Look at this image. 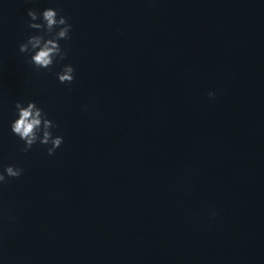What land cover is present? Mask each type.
I'll return each instance as SVG.
<instances>
[{
	"label": "clouds",
	"instance_id": "1",
	"mask_svg": "<svg viewBox=\"0 0 264 264\" xmlns=\"http://www.w3.org/2000/svg\"><path fill=\"white\" fill-rule=\"evenodd\" d=\"M30 18L28 27L36 30L29 35L23 43L19 44L21 54H29L28 63L37 69L50 70L58 60H64L67 51L62 49L61 40L70 39L72 25L68 18L60 15L55 8H46L42 12L28 9ZM39 21V22H37ZM75 69L71 64H65L56 76L61 84H71L75 79ZM209 97H214L209 92ZM17 118L12 121L10 127L12 133L24 142L22 152L27 153L34 144L50 145L47 148L48 155H53L62 143L63 137L53 135L52 129L58 127L44 110L35 101H28L26 105L17 101L15 103ZM23 174V169L8 165L0 172V184H7L8 178H18Z\"/></svg>",
	"mask_w": 264,
	"mask_h": 264
}]
</instances>
